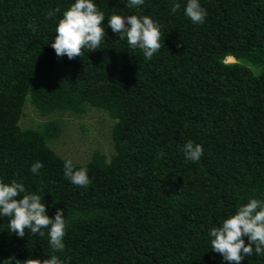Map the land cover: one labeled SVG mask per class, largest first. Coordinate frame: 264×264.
<instances>
[{
    "label": "trees",
    "instance_id": "1",
    "mask_svg": "<svg viewBox=\"0 0 264 264\" xmlns=\"http://www.w3.org/2000/svg\"><path fill=\"white\" fill-rule=\"evenodd\" d=\"M70 2L0 0V178L39 191L48 215L62 209L68 221L65 248L55 252L46 234L18 237L0 219V264L51 255L66 264H228L208 231L264 197V0H200L202 24L184 15L186 0L174 14L171 0L139 9L96 0L106 15L160 23L163 45L151 60L110 27L102 49L57 57L56 21L46 14ZM27 103L35 122L22 123ZM67 112L79 114L77 138L59 152L52 145L74 123ZM188 140L203 146L198 162L184 158ZM66 158L87 166V187L64 177Z\"/></svg>",
    "mask_w": 264,
    "mask_h": 264
},
{
    "label": "clouds",
    "instance_id": "2",
    "mask_svg": "<svg viewBox=\"0 0 264 264\" xmlns=\"http://www.w3.org/2000/svg\"><path fill=\"white\" fill-rule=\"evenodd\" d=\"M144 4L145 0H127L126 6L139 9ZM181 7L180 0H171V13H176ZM183 13L193 24L204 23L208 15L200 0H186ZM46 15L56 21L51 47L57 57L66 56L71 60L83 56L85 50L102 49L101 45L107 38L106 27L118 34V40H126L131 49H139L145 60H151L163 45L161 25L156 19L138 13L113 12L106 15L96 0H71L62 12L56 8ZM105 16H108L107 25L102 23ZM228 56L231 55H226L224 62ZM88 111L93 113V108L89 107ZM69 114L79 115L75 112ZM181 151L186 161L198 162L204 150L202 145L188 140L182 145ZM41 168L43 163L35 161L30 170L37 174ZM63 175L78 187H87L91 182L87 166L77 167L71 158L63 161ZM2 218H7L8 231L18 237H25L27 229L40 237L46 234L48 243L55 252H62L65 248L68 221L63 210L57 209L54 216L50 217L42 194L39 191H28L19 180L6 181L0 178V219ZM208 237L210 249L219 253L228 264H240L243 259L253 255L264 256V197L249 198L246 203L237 206L218 225L210 228ZM44 264H66V261L58 255H51Z\"/></svg>",
    "mask_w": 264,
    "mask_h": 264
},
{
    "label": "rangeland",
    "instance_id": "3",
    "mask_svg": "<svg viewBox=\"0 0 264 264\" xmlns=\"http://www.w3.org/2000/svg\"><path fill=\"white\" fill-rule=\"evenodd\" d=\"M233 60H234L233 57H227V61H233ZM24 110H25L27 116L24 117L22 123L35 122L38 120L39 116H37L36 111L31 106V104L27 103L24 107ZM87 115L92 117L94 119V121L99 120L98 117L95 116L91 111H88ZM66 118H67L68 123H72V121L74 123L68 125V127H66L65 130L63 131V135L61 136V138L58 141L54 142L55 144L52 145V147L55 148L59 152H61V150L64 147H67V149H71V146L75 143L74 139L77 138V129H78V128H76V127H78L77 115L67 113ZM101 136L105 137L106 135L102 133ZM73 150L75 151L76 147ZM70 152H71V150H70Z\"/></svg>",
    "mask_w": 264,
    "mask_h": 264
},
{
    "label": "bare ground",
    "instance_id": "4",
    "mask_svg": "<svg viewBox=\"0 0 264 264\" xmlns=\"http://www.w3.org/2000/svg\"><path fill=\"white\" fill-rule=\"evenodd\" d=\"M229 57V56H228Z\"/></svg>",
    "mask_w": 264,
    "mask_h": 264
}]
</instances>
